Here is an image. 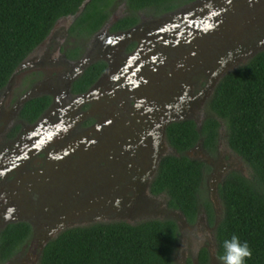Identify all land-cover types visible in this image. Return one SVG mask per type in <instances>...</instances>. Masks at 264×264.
Wrapping results in <instances>:
<instances>
[{
	"label": "flooded vegetation",
	"instance_id": "flooded-vegetation-1",
	"mask_svg": "<svg viewBox=\"0 0 264 264\" xmlns=\"http://www.w3.org/2000/svg\"><path fill=\"white\" fill-rule=\"evenodd\" d=\"M87 1L84 0L83 5L80 4L74 13L56 21L49 35L36 46L41 45V49L35 62L21 71L12 86L4 87L0 96V150L17 140L26 127L40 120L45 123L55 121L60 111L68 108L76 114L72 124L74 128L65 140L46 145L37 151L42 154H33L23 159L19 165L0 176V190L12 191L15 198L10 209L0 203V229L16 221H27L31 226L30 236L8 258L0 260V264H38L44 244L62 229L76 225L74 223L77 221L82 223L98 217L108 221L121 220L123 216L137 218L148 215L154 209L149 210L146 206L157 199L160 201V209L155 210V213L160 214L161 219H173L177 225L176 245L185 253L182 264H199L200 252L206 253L207 261L204 264H216L219 260L216 256L217 226L223 214L219 185L232 170L244 174L247 172L237 165L234 156L243 158L230 146L228 129L223 119L209 109L207 102L216 83L226 72L261 50L259 47L264 44V23L255 39L238 42L231 38L228 41L220 37L221 33L208 32L197 39L196 45L186 42L180 49L165 48L162 43L154 42L156 54L151 50L139 53L135 58L134 51L144 35L151 36L153 32L166 35V31L160 28L171 21L176 12L187 10L201 0H176L178 4L169 9L151 5L135 10L134 5H130L127 0H109L104 9L105 17L98 28L91 32L74 28L70 32L74 19ZM242 1L247 0L237 1L233 9L242 7L238 5ZM262 12L264 9H261ZM150 58L157 60L154 69L152 61L148 63ZM96 60L104 61L98 77L85 90L72 92V81ZM135 66L139 75L150 80L148 83L140 82L137 88H134ZM179 66L181 72L175 79L166 76V72ZM129 75H132V79ZM97 83L99 89L96 92L101 93L97 98L93 96L87 102L73 104L76 96L91 91ZM184 84L188 85V91L192 94L186 115L167 122L160 129L159 140L153 142L151 133L147 130L144 132L143 127L145 122H160L161 115L157 109L151 108L152 104L159 105L164 101L167 97L164 93L166 89L178 91ZM44 93L51 96V102L33 122L18 117L23 104L19 103L25 94L30 98ZM139 94L145 98L142 103H138ZM208 114H212L218 122L214 147L204 146L199 138L184 150L187 156L206 164L202 180L195 191V201L185 210L180 205H173L165 191L152 192L150 184L160 158L166 154L179 153L166 139V126L172 121L190 118L198 130ZM17 124L19 127L16 129ZM142 134L144 141L139 144ZM68 139L77 142L68 152H78L79 155L48 163L49 153L58 152L59 147L65 145ZM82 152H133L139 163L134 164V206L126 204L127 207H123V201L119 199L114 205L106 204L95 212L75 213L74 203L78 202L75 187L78 184L85 186L81 180L87 177L91 169L84 164L88 155H85L83 164H79L81 155H84ZM34 192L36 198L30 201L28 197L31 198ZM59 196L64 198L59 199ZM26 250L32 254L28 256L30 261L25 255L19 258ZM187 251L189 256H186Z\"/></svg>",
	"mask_w": 264,
	"mask_h": 264
},
{
	"label": "trees",
	"instance_id": "trees-1",
	"mask_svg": "<svg viewBox=\"0 0 264 264\" xmlns=\"http://www.w3.org/2000/svg\"><path fill=\"white\" fill-rule=\"evenodd\" d=\"M83 1L0 0V91L20 62L49 35L56 21L74 13ZM127 1L134 10L151 5L169 9L178 4L176 0ZM108 3L88 0L70 32L74 28L86 32L98 28ZM103 67L102 60L90 63L72 81L71 91L85 90ZM50 102L51 96L45 93L30 97L21 105L18 117L33 122ZM207 105L223 119L230 146L250 166L247 174L228 172L219 185L223 214L217 226L216 256L223 253V241L235 234L252 250L245 264H264V49L226 72ZM217 124L216 118L208 114L198 130L190 118L166 126V139L179 153L160 158L150 184L152 192L165 191L173 205L185 210L193 205L206 164L187 156L184 150L199 138L204 146L213 148ZM30 234L27 221L9 222L0 229V260L8 258ZM177 240V225L169 218L95 221L66 227L48 239L38 264H176L173 254ZM206 261V253L200 252L199 264Z\"/></svg>",
	"mask_w": 264,
	"mask_h": 264
},
{
	"label": "water",
	"instance_id": "water-1",
	"mask_svg": "<svg viewBox=\"0 0 264 264\" xmlns=\"http://www.w3.org/2000/svg\"><path fill=\"white\" fill-rule=\"evenodd\" d=\"M226 1L228 2L229 0ZM224 2V0H201L196 4H193L187 10L176 12L173 19L165 23L160 28V30L166 31V35H163L162 33L160 35H156L155 32H153L151 36L144 35L138 48L134 51V57L136 58L139 53H147V51L151 50L156 54L157 50L154 46V42L160 44L162 43L165 48L173 47L180 49L186 42H189L192 46L196 45L197 39L208 32L221 33L225 24L221 22V19H216V17L220 16L221 12L227 9L223 4ZM67 19L69 20L70 17L68 16ZM186 52L187 50L185 53ZM141 61L144 63L147 62L142 59ZM151 61V66L154 69L156 65L155 62H157V60L155 58L153 60L150 58L148 63ZM22 66H25V60L20 62L14 73ZM136 70L137 66L134 67V88H137V86L140 85V82L148 83L150 81L148 80V77L139 75ZM180 72V66L173 67L166 72V76L172 78L173 80ZM129 76V78L132 79V75ZM11 78L12 76L5 85V89L10 87ZM98 85L99 84L97 83L95 88L91 91H87L76 96L73 100V104L78 105L81 102L92 98L96 90L99 89ZM164 93L167 95L164 101L159 105L152 104L151 107L157 109L161 115L160 122L153 120L148 124L145 122V125L143 126L145 128L144 132L147 130L148 133H151L153 142L159 140L158 137L161 133L160 131L162 130L161 127H164L167 122L173 119L182 118L186 115V110L189 109L190 100L192 98V94L188 91L187 84H184L181 90L172 91L170 89H166ZM140 95L141 94H139L138 97L136 96L138 103L145 101V98L140 97ZM27 98H29V96L25 94L21 98L19 104L21 105ZM70 125L71 123L69 122L68 110L64 109L61 111L59 118L55 121L45 123L40 120L39 122L26 127L25 132L17 140L13 141L8 146H4V148L0 150V176H3L12 168L19 165L24 158L30 155V153L42 149L49 143H58L61 140H65L68 136ZM143 141L144 137L142 134L140 135L138 143L141 144ZM76 144V140L68 139L65 145L59 147L58 152L49 153L48 163L52 164V162H54L53 160H59L60 157H63L68 153L69 149H73ZM13 190H16V188L13 187ZM12 193V191H1L0 193V203H3L9 209L14 205L12 201L15 200L14 193Z\"/></svg>",
	"mask_w": 264,
	"mask_h": 264
},
{
	"label": "rangeland",
	"instance_id": "rangeland-1",
	"mask_svg": "<svg viewBox=\"0 0 264 264\" xmlns=\"http://www.w3.org/2000/svg\"><path fill=\"white\" fill-rule=\"evenodd\" d=\"M224 6H226V10L221 12L220 16H217L216 19H221V22L225 24L223 31L221 32L220 37L222 39H235L238 42H243L244 40L255 39L256 33L261 31L264 23V12L261 13V9H264V0H247L239 2L238 5H241L239 9H233L237 4V1L240 0H229L228 2L224 0ZM223 2V1H222ZM251 4V5H250ZM250 5V6H248ZM248 6V7H247ZM232 7V9H231ZM260 12V13H259ZM65 21V20H64ZM223 35V36H222ZM41 49V45L36 47L31 53L28 54L27 58L25 59V66L20 67L14 74L13 79L11 80L10 86L12 83L16 82L21 75V71L26 69L27 65H31V62H35V58L38 52ZM259 49H264V44H262ZM15 80V81H14ZM14 81V82H13ZM189 84V83H187ZM15 88L17 85L15 84ZM4 91V88L0 91L1 93ZM101 93L95 92L94 98H97ZM87 102V101H86ZM69 113V122L71 123L69 127L68 134L71 133V129L74 128L72 126L74 120H76L75 111L71 108H68ZM73 111V112H72ZM61 112V111H60ZM52 143H49V145ZM48 145V144H47ZM46 146V145H45ZM44 146V147H45ZM43 147V148H44ZM42 148V149H43ZM41 150V149H40ZM39 151V150H38ZM42 154L40 152H32L29 156L24 158L26 160L28 157H31L33 154ZM78 153V152H77ZM76 152H68L63 157H60L59 161H62L66 157H75L78 156ZM85 153V152H84ZM82 152V154H84ZM112 153V155H110ZM76 154V155H75ZM85 155H88L87 162L85 161ZM133 152H108L105 154L104 152H87L84 155H81V160L79 164H87L91 169H89V174L81 183L84 182L85 186L82 184H78L75 187L76 194L75 198L78 199V202L74 203V211L76 212H95L98 209L104 207V205L112 204L114 205L119 199L123 201L122 206L127 207L126 204H130L134 206V164H138V160L136 157L133 156ZM140 157V155H138ZM234 156V155H233ZM237 160V165L245 170V172L250 171V166L248 163L241 159L239 156H234ZM49 159H47L48 161ZM57 161V160H56ZM23 162V161H21ZM20 162V163H21ZM40 163V162H39ZM72 187V186H71ZM120 197H119V193ZM1 193V190H0ZM13 194V193H12ZM31 200L36 198V193L31 194ZM64 196H59V199H63ZM14 202V200L12 201ZM11 203V202H10ZM128 206L130 209L132 206ZM149 210H153L154 212L149 213L148 215H142L137 218L134 216L130 217H121V220H125L128 222H136L139 220H143L146 218L151 217H162L156 214L155 210L160 209V201L157 199L156 201L150 203V205L146 206ZM102 217V216H100ZM103 220L102 218H93L89 220H85V222H76V225H84L89 224L91 222ZM104 221V220H103ZM189 251H187L186 256H189ZM27 257V260L30 261L29 255H32L28 250L21 254L19 258L22 256ZM185 253L183 250L178 248V244L174 250L173 258L176 264H182ZM17 263V262H16ZM216 264H221V261L218 260Z\"/></svg>",
	"mask_w": 264,
	"mask_h": 264
},
{
	"label": "clouds",
	"instance_id": "clouds-1",
	"mask_svg": "<svg viewBox=\"0 0 264 264\" xmlns=\"http://www.w3.org/2000/svg\"><path fill=\"white\" fill-rule=\"evenodd\" d=\"M222 247L223 253L218 256L221 264H245V260L252 256V250L247 241L241 242L235 234L230 239L224 240Z\"/></svg>",
	"mask_w": 264,
	"mask_h": 264
}]
</instances>
